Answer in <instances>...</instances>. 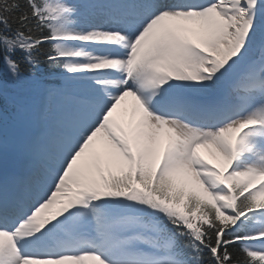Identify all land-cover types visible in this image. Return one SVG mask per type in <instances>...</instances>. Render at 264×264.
Instances as JSON below:
<instances>
[{"label":"snow or ice","instance_id":"obj_1","mask_svg":"<svg viewBox=\"0 0 264 264\" xmlns=\"http://www.w3.org/2000/svg\"><path fill=\"white\" fill-rule=\"evenodd\" d=\"M13 143L0 264H264V0H0Z\"/></svg>","mask_w":264,"mask_h":264},{"label":"rangeland","instance_id":"obj_2","mask_svg":"<svg viewBox=\"0 0 264 264\" xmlns=\"http://www.w3.org/2000/svg\"><path fill=\"white\" fill-rule=\"evenodd\" d=\"M204 150V153L208 156V158L210 159V161H212V157L209 155V152L207 149H203Z\"/></svg>","mask_w":264,"mask_h":264},{"label":"bare ground","instance_id":"obj_3","mask_svg":"<svg viewBox=\"0 0 264 264\" xmlns=\"http://www.w3.org/2000/svg\"><path fill=\"white\" fill-rule=\"evenodd\" d=\"M130 104H131V100H130Z\"/></svg>","mask_w":264,"mask_h":264}]
</instances>
